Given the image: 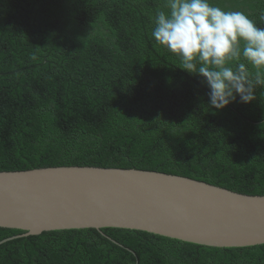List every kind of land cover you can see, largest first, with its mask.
I'll return each mask as SVG.
<instances>
[{
    "label": "trees",
    "instance_id": "trees-1",
    "mask_svg": "<svg viewBox=\"0 0 264 264\" xmlns=\"http://www.w3.org/2000/svg\"><path fill=\"white\" fill-rule=\"evenodd\" d=\"M210 3L264 28V0ZM165 4L0 0V171L136 169L264 195V85L251 103L212 108L204 79L151 35ZM23 234L0 227V241ZM0 264H264V245L65 230L0 245Z\"/></svg>",
    "mask_w": 264,
    "mask_h": 264
},
{
    "label": "water",
    "instance_id": "water-1",
    "mask_svg": "<svg viewBox=\"0 0 264 264\" xmlns=\"http://www.w3.org/2000/svg\"><path fill=\"white\" fill-rule=\"evenodd\" d=\"M0 227L23 235L106 228L214 248L264 245V195L187 177L93 166L0 171Z\"/></svg>",
    "mask_w": 264,
    "mask_h": 264
},
{
    "label": "clouds",
    "instance_id": "clouds-1",
    "mask_svg": "<svg viewBox=\"0 0 264 264\" xmlns=\"http://www.w3.org/2000/svg\"><path fill=\"white\" fill-rule=\"evenodd\" d=\"M165 7L155 14L151 35L178 57L182 70L204 79L210 106L222 110L237 96L241 103L254 101L255 86L264 85V28L210 0H166Z\"/></svg>",
    "mask_w": 264,
    "mask_h": 264
}]
</instances>
